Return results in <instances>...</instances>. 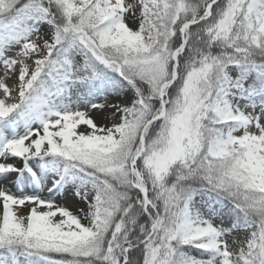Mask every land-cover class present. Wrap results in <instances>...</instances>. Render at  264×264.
Returning a JSON list of instances; mask_svg holds the SVG:
<instances>
[{
	"label": "snow or ice",
	"instance_id": "snow-or-ice-1",
	"mask_svg": "<svg viewBox=\"0 0 264 264\" xmlns=\"http://www.w3.org/2000/svg\"><path fill=\"white\" fill-rule=\"evenodd\" d=\"M0 264H264V0H0Z\"/></svg>",
	"mask_w": 264,
	"mask_h": 264
},
{
	"label": "rangeland",
	"instance_id": "rangeland-1",
	"mask_svg": "<svg viewBox=\"0 0 264 264\" xmlns=\"http://www.w3.org/2000/svg\"><path fill=\"white\" fill-rule=\"evenodd\" d=\"M129 25L131 26V27H133V28H135L137 25L136 24H133L132 23V21H129ZM107 114H109V113H107ZM94 115V117L96 116L95 115V113L93 114ZM99 115V114H98ZM110 115V114H109ZM105 116H108V115H105ZM112 122V121H111ZM111 122H108V123H106V125H108V126H110L111 125ZM11 190L13 191V192H17V189L14 187H11ZM69 198V201H68V199L67 198H65V200H64V205H66V206H68L70 209H72L73 211H75V209L77 208V207H82L83 205L82 204H79L77 201H76V199L72 196V194L70 193V196L68 197ZM24 210H26V209H24ZM24 210H23V212H24ZM25 213V212H24ZM26 214V213H25ZM215 223H219V221L218 220H216V221H214ZM225 226H227V225H225ZM245 235H246V233H244L243 231H241L237 236H235V237H231L230 239H239V240H243L244 239V237H245ZM192 254H196L195 252H193Z\"/></svg>",
	"mask_w": 264,
	"mask_h": 264
},
{
	"label": "bare ground",
	"instance_id": "bare-ground-1",
	"mask_svg": "<svg viewBox=\"0 0 264 264\" xmlns=\"http://www.w3.org/2000/svg\"><path fill=\"white\" fill-rule=\"evenodd\" d=\"M95 115H96L95 117H94V115H93V118L96 120V122H97L98 124H104V125H106V123L112 121L111 118H110V115L107 114V113L99 114V115L95 113ZM105 115H108L109 118H108V119H105V118H104ZM111 123H112V122H111ZM13 188H14V186H13ZM69 196H70V193H69L68 196H67L68 201H69V198H68ZM64 200H65V198L58 197V198H57V203L63 204V203H64ZM24 212L27 213V209L24 210Z\"/></svg>",
	"mask_w": 264,
	"mask_h": 264
}]
</instances>
